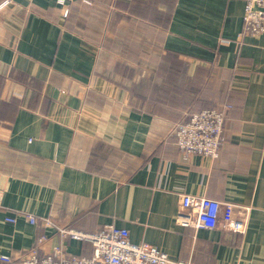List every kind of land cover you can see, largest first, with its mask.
<instances>
[{
    "label": "crops",
    "instance_id": "crops-1",
    "mask_svg": "<svg viewBox=\"0 0 264 264\" xmlns=\"http://www.w3.org/2000/svg\"><path fill=\"white\" fill-rule=\"evenodd\" d=\"M91 1L0 8V264L40 237L89 256L56 226L107 224L174 261L264 264V34L245 0ZM212 105L218 155H184L177 126ZM182 194L249 207L246 231L178 225Z\"/></svg>",
    "mask_w": 264,
    "mask_h": 264
},
{
    "label": "built area",
    "instance_id": "built-area-1",
    "mask_svg": "<svg viewBox=\"0 0 264 264\" xmlns=\"http://www.w3.org/2000/svg\"><path fill=\"white\" fill-rule=\"evenodd\" d=\"M74 0H57L67 16L69 5ZM91 4V0H82ZM12 0L0 2V8ZM245 32L251 35L264 34V0H245ZM225 112L222 108H205L194 112L187 121L176 129L177 145L184 155L202 154L216 157L223 140ZM250 208L233 202L217 201L208 197L182 194L176 223L183 227L217 228L244 233L248 226ZM32 224L56 226L50 218L38 219L27 214ZM15 222L14 217H8ZM63 237L88 241L92 244L91 255H69L58 245L41 255L38 247L44 237L37 239L28 255L21 257L15 264H197L192 261H174L168 253L147 242L134 243L130 240L127 228L107 224L101 229L87 233L73 228L56 226ZM5 260H10L4 256Z\"/></svg>",
    "mask_w": 264,
    "mask_h": 264
},
{
    "label": "trees",
    "instance_id": "trees-1",
    "mask_svg": "<svg viewBox=\"0 0 264 264\" xmlns=\"http://www.w3.org/2000/svg\"><path fill=\"white\" fill-rule=\"evenodd\" d=\"M213 106V105H212ZM213 107H216V106H213ZM219 108V107H218ZM225 117H226V115H225Z\"/></svg>",
    "mask_w": 264,
    "mask_h": 264
}]
</instances>
